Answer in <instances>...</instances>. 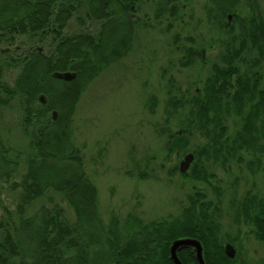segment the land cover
<instances>
[{"label": "trees", "instance_id": "trees-1", "mask_svg": "<svg viewBox=\"0 0 264 264\" xmlns=\"http://www.w3.org/2000/svg\"><path fill=\"white\" fill-rule=\"evenodd\" d=\"M141 1L0 0V43L14 45L21 37L27 39L22 49L0 54V113L17 108L22 114L20 130L29 139L28 150L23 151L0 131V264H157L160 245L184 237L203 243L207 264H216L212 260L217 258L227 260L217 264L233 262L224 255L220 238L223 193L205 163H246L255 174L263 170L264 16L254 21L256 28L243 26L228 42L202 91L184 103L169 93L171 111L190 108L181 121L184 136L199 131L208 141L195 151L196 160L182 174L195 185L181 215L149 223L129 215L123 226L117 218L107 225L99 210L98 190L74 144V116L88 87L131 52L138 29L131 7ZM56 8L60 20L54 22ZM81 14L109 21L98 33L60 38L55 49L45 30L54 32L57 23L62 35L69 20ZM80 24L85 25L82 19ZM47 41L51 46L44 55L39 49ZM186 41L182 65L187 68L204 55L192 46V38ZM7 71L17 74L12 85L4 78ZM56 71H71L77 77L65 83L52 76ZM42 95L46 104L39 100ZM156 104L152 98L147 108L154 112ZM231 121L237 123L233 130ZM187 135L177 134L168 151L185 154L190 145ZM55 194L72 209L73 221ZM236 205L243 225L251 228L256 240L264 241V194L250 189Z\"/></svg>", "mask_w": 264, "mask_h": 264}, {"label": "rangeland", "instance_id": "rangeland-1", "mask_svg": "<svg viewBox=\"0 0 264 264\" xmlns=\"http://www.w3.org/2000/svg\"><path fill=\"white\" fill-rule=\"evenodd\" d=\"M229 4L232 7L228 11ZM131 10L138 26L131 52L112 63L88 87L74 116V144L84 156L88 176L98 190L99 210L107 225L117 218L123 226L129 215H137L146 223L181 215L195 182L182 176L180 165L208 141L194 131L186 134L190 145L185 154L168 151V143L177 141V134L184 136L182 122L190 111L189 107L171 111L169 93L184 103V99L202 91L213 65L221 63L228 42L247 26L246 20L254 10L264 13V0H142ZM231 11H237L238 16L228 20ZM241 19L246 21L243 25ZM100 23L87 21L81 14L69 23L66 32L95 34L101 29ZM189 38L204 59L186 68L182 65V47L189 46ZM23 43H27L23 37L14 45L0 43V54L14 53ZM16 77L15 72L7 71L4 78L12 85ZM152 98L157 102L154 112L147 108ZM21 118L15 107L3 111L0 131L12 146L27 151L29 139L20 130ZM235 125L231 121L230 129ZM208 163L223 193L222 234L241 237L238 250L243 263L264 264L263 246L248 237L250 227L243 225L236 207L250 189L264 194V164L255 174L246 163ZM54 197L73 221L74 213L64 198Z\"/></svg>", "mask_w": 264, "mask_h": 264}, {"label": "flooded vegetation", "instance_id": "flooded-vegetation-1", "mask_svg": "<svg viewBox=\"0 0 264 264\" xmlns=\"http://www.w3.org/2000/svg\"><path fill=\"white\" fill-rule=\"evenodd\" d=\"M230 7H232V5L229 4V6H227V10L229 11L230 10ZM238 12L237 11H231V13L228 14V20H233L235 19L236 16H238L237 14ZM54 16H53V21L54 22H57L60 20V11L58 8L55 9V11L53 12ZM264 16V13L263 11H259V10H254V12L252 13L251 16L248 17V20L247 21V26H251L252 29L256 28L255 27V24L254 21L258 22V20L260 18H262ZM75 17H73L72 19L69 20L68 22V26H69V23L71 21L74 20ZM87 21H91V22H101L100 23V28L101 26H103L105 23H107L109 20L108 18H103V19H95V18H89V17H86ZM81 20V19H80ZM242 20V25L244 24V19H241ZM56 25V27H53L52 30L54 32H51V29L48 28L47 30H45L44 34H45V37L46 39L48 40H52V45L54 46V48L56 49L58 46H60V38H64V37H71V36H74L76 34H79V33H71V32H65L63 33L62 35L59 33V26L57 25V23H53ZM240 24V25H241ZM117 26L119 27L120 26V23H117ZM68 28V27H67ZM67 30V29H66ZM81 34V33H80ZM87 35L88 34H91V33H86ZM121 34H119V37H121ZM109 36L108 33H106V35H104V39L106 40L107 37ZM48 43L44 44L43 47H41L39 49V52L44 54V55H47L46 53L48 52L49 48H50V42L47 41ZM56 72H59V71H56ZM54 72V73H56ZM65 72H71V71H65ZM58 80V79H57ZM62 82H65V83H69V82H66V81H63V80H60ZM54 114V113H53ZM246 226V225H244ZM248 226H246L247 228ZM249 233L250 235H248V237H252L255 239V237L251 234V228L249 230ZM189 237H184V238H178V239H175V240H172L169 245H160V248H159V251H160V256H158V258H156V262H158L157 264H175L172 257H171V247H172V244L176 241V240H181V239H187ZM221 241L223 242V246H224V255L229 258V260H232L233 262L230 263V264H242L243 263V257L242 255L240 254L241 252L238 250V246L241 245V237L239 238L238 235H234V236H227L225 237L223 234H222V230H221ZM194 239V238H192ZM198 240V239H196ZM256 240V239H255ZM200 241V240H198ZM259 244H261V246H263V251H264V241H258L256 240ZM201 242V241H200ZM155 244H157V242H155ZM202 244V247H203V256H204V260H205V263L207 264V261L205 259V249L206 247L203 245V243L201 242ZM235 244V245H234ZM231 247L233 250H234V257H231V256H228V248ZM180 261L182 264H199V261L197 259V256H196V250L194 247H184L182 249H180L177 253ZM241 259L236 262V260H238V258ZM226 262L227 260L226 259H214L212 260V262H216L217 263H220V262ZM251 264V263H250Z\"/></svg>", "mask_w": 264, "mask_h": 264}, {"label": "water", "instance_id": "water-1", "mask_svg": "<svg viewBox=\"0 0 264 264\" xmlns=\"http://www.w3.org/2000/svg\"><path fill=\"white\" fill-rule=\"evenodd\" d=\"M53 77L58 79V80H63L66 82H71L76 79L77 75L76 73L73 72H56L53 74ZM40 101L41 103L45 104L46 103V97L45 96H40ZM56 117V113L54 114ZM194 161V155L189 154L185 157V160L181 163L180 165V171L181 173H186L191 164ZM184 247H194L196 250V256L199 261V264H206L203 256V247L200 241L192 238H187V239H181V240H176L171 247V257L174 261L175 264H182L177 253L180 249ZM228 256L234 257V250L229 247L228 248Z\"/></svg>", "mask_w": 264, "mask_h": 264}]
</instances>
